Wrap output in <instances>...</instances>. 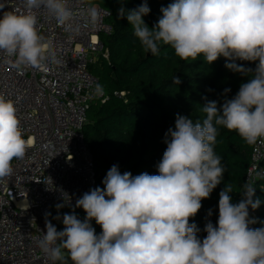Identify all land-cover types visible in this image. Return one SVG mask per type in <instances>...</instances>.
Wrapping results in <instances>:
<instances>
[{
  "label": "clouds",
  "instance_id": "clouds-1",
  "mask_svg": "<svg viewBox=\"0 0 264 264\" xmlns=\"http://www.w3.org/2000/svg\"><path fill=\"white\" fill-rule=\"evenodd\" d=\"M22 2V11H4L6 5L0 3V57L18 72L34 68L47 73L62 66L53 41L39 30V13L54 20L69 38L94 28L100 19L92 0H79L78 8L70 0ZM150 11L146 2L118 9L146 53L158 56L165 45L185 61L203 57L211 64L224 57L227 69L250 78L222 106L207 101L202 121L176 115L175 127L164 136L167 147L156 165L158 174H122L113 165L103 188L85 192L73 211L63 214V230L58 231L45 213L46 231L36 245L50 264H264V226L250 227L257 220L249 209L261 203L254 199L257 181L251 177L238 203L232 202V183L225 184L219 193L218 220L213 224L207 219L213 214L209 209L203 239L201 229L190 223L226 172L214 150L218 129L236 132L250 146L264 142V0H173L161 8L162 17L151 28L143 19ZM237 61L253 62L255 68ZM174 83H180L177 76ZM229 91L224 90L225 96ZM94 95H103L102 85L96 84ZM31 144L16 102L0 92V181L12 177L13 161L24 159ZM257 176L264 179V172ZM75 208L84 210L83 220Z\"/></svg>",
  "mask_w": 264,
  "mask_h": 264
},
{
  "label": "trees",
  "instance_id": "trees-1",
  "mask_svg": "<svg viewBox=\"0 0 264 264\" xmlns=\"http://www.w3.org/2000/svg\"><path fill=\"white\" fill-rule=\"evenodd\" d=\"M111 3V15L106 18L108 33L98 36L102 54L88 66L96 84L103 87V95L90 104L86 122L82 127L84 143L88 147L95 173V188H103L102 180L113 165L120 172L133 176L143 172L158 174L156 165L162 159L167 145L163 142L169 128L175 127L177 114L203 120L201 111L207 101H216L218 107L225 99H232L249 76L225 67L226 60L220 57L207 64L203 57L187 61L179 59L170 46L161 45L160 54L146 53L134 36L126 17L118 16V9L137 8L147 3L150 13L143 17L151 28L162 17V7L173 0H107ZM246 68H255V63L237 61ZM177 76L180 83H174ZM230 89L225 96L224 90ZM206 98V99H205ZM215 152L226 166L223 181L210 195L202 200L199 212L190 220L206 236L203 228L207 217L213 224L218 220L219 193L225 184L232 183L230 193L233 203L242 196L244 177L250 163L252 146L247 145L236 132L220 127ZM264 168V156L261 162ZM254 199L261 201L256 210L250 208V217L257 222L253 229L264 226V179L256 180ZM97 225V224H96ZM98 234L101 228L97 225Z\"/></svg>",
  "mask_w": 264,
  "mask_h": 264
},
{
  "label": "built area",
  "instance_id": "built-area-1",
  "mask_svg": "<svg viewBox=\"0 0 264 264\" xmlns=\"http://www.w3.org/2000/svg\"><path fill=\"white\" fill-rule=\"evenodd\" d=\"M0 3L6 5L4 11L23 10L22 0ZM70 3L79 7V0ZM96 7L97 25L72 38L46 14H38L39 30L62 60L55 70L18 72L0 57V92L16 102L25 137L32 141L25 158L13 161L12 177L0 181V264H50L36 245L46 231L45 213L57 228L54 214L74 208L78 198L95 188L92 157L81 131L90 104L102 96L94 95L96 79L88 66L103 55L98 36L110 31L108 11ZM263 156L264 142H258L244 183L249 177L260 179ZM57 204L65 206L57 209Z\"/></svg>",
  "mask_w": 264,
  "mask_h": 264
},
{
  "label": "rangeland",
  "instance_id": "rangeland-1",
  "mask_svg": "<svg viewBox=\"0 0 264 264\" xmlns=\"http://www.w3.org/2000/svg\"><path fill=\"white\" fill-rule=\"evenodd\" d=\"M92 2L95 6H100V7L105 8V9H111V7H112L111 3L107 0H92ZM72 211H73V208H70V209L59 210L58 214H54V220L56 221L58 231L63 230V228H64V225L62 223L63 214L71 213ZM75 212L81 220L84 219L86 214L82 208H75ZM57 215H59L61 217V219H59V220L56 219L55 217ZM92 226L95 228L96 233L98 234L97 225H96L94 220L92 221Z\"/></svg>",
  "mask_w": 264,
  "mask_h": 264
}]
</instances>
